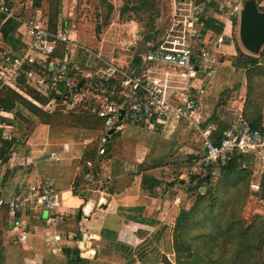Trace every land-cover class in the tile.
Wrapping results in <instances>:
<instances>
[{
  "label": "built area",
  "instance_id": "obj_1",
  "mask_svg": "<svg viewBox=\"0 0 264 264\" xmlns=\"http://www.w3.org/2000/svg\"><path fill=\"white\" fill-rule=\"evenodd\" d=\"M241 9V1L221 2L216 8L218 14L230 19H239ZM201 11L194 0H172L173 24L157 43L137 52L144 66L139 73L73 40L68 25L50 30L39 19L24 20L7 0H0L2 22L15 21L24 27L29 40L22 50H0V140L12 137V113L1 105L3 91H18L23 79L24 84L48 98L39 105L45 113L79 114L98 121L95 156L85 161L79 188L100 190L109 179L97 177L93 170L110 159V134L122 132L125 125L155 129L170 122L186 124L201 139V154L193 160L192 169L209 168L212 177L221 174L234 154L264 156V132L241 115L223 129L216 142L212 137L216 124L203 121L207 78L214 72L217 57L213 49L203 45L197 48L202 28L196 24L201 22ZM221 42L222 37H218L216 44ZM85 52L91 53L86 60ZM198 75L203 85L192 84ZM248 191L250 200L258 202L259 182L250 181ZM59 206L60 194L52 185L26 183L9 198L0 196V210L11 218L20 240L26 232L19 213L37 207L50 213L46 222L53 224Z\"/></svg>",
  "mask_w": 264,
  "mask_h": 264
},
{
  "label": "crops",
  "instance_id": "obj_2",
  "mask_svg": "<svg viewBox=\"0 0 264 264\" xmlns=\"http://www.w3.org/2000/svg\"><path fill=\"white\" fill-rule=\"evenodd\" d=\"M7 1L13 11L22 18H24V13L32 15L34 11V13L39 14L42 9L39 6L42 0H30V6L27 2L25 8L18 6L17 1L19 0ZM109 2L107 5L111 4L113 6ZM77 3L78 0H63L61 2L62 10H58V13L60 11L59 15L62 14L63 18H60L61 21L58 26L56 24L53 28H48L47 21L41 16L38 19L50 30L68 25L70 37L79 42L77 34L72 33L71 30V28H75L74 25L76 28L83 25L82 22H79L81 12L77 8ZM257 5L264 11V8H262L264 3ZM117 15L120 17V10H118ZM212 17L220 23L221 30L217 33L210 28H202L201 39L197 48L203 45L217 53L220 52L223 58L216 61V68L215 66L214 68L220 70L217 65L221 64L225 72H222L223 74L220 72L217 75L214 70L207 78L203 111L205 106L210 107V104L217 100L220 91L227 87V83L230 82L231 78L236 77L235 68L231 65V61L236 55V46H238L239 39L236 36L233 19L216 12ZM3 23L0 19V26ZM127 25L134 28L135 25L139 24L131 20ZM23 28L18 25L16 32L6 38H3L0 33V43L4 47L0 50H22L29 41L24 36ZM107 28H110V26ZM218 37H222V42L217 45L216 39ZM92 63L94 62L92 61ZM243 76L241 89H244L245 92L246 76L244 72ZM214 77L216 78L213 79ZM26 86L30 87L28 84ZM14 92L40 110L42 109L39 105H43L48 100L39 92L45 98V101L39 102L33 99L20 87V84L19 90ZM14 106H16L15 103L11 109L4 108L12 113V119L10 120L12 137L7 140L16 141H13L6 163L2 161L3 158L0 156V196L9 198L22 184L26 183H35L41 187L52 185L59 191L60 206L55 214L57 215V221L53 224L46 222V218L50 213L37 207L19 213L18 218L24 221L26 232V237L22 240L19 239L18 232L12 228L11 218L3 210H0V264H176L173 230L179 210L188 208L181 203L182 197L179 195L180 193H177L178 187L174 182L175 178L170 177L167 180L164 176L155 173L154 169H148L146 166L141 168L142 163L149 162L150 159L159 161L171 158L172 153L177 149L174 142H171L169 138H164L167 147L162 152L151 154L147 150H143L139 155L135 152L131 158H121V164L114 162L116 161L115 157L112 158L110 152V159L101 161L93 170V173L101 179L109 177L107 181H104L100 190L88 189L87 187L79 188L78 184L83 182L82 169L85 161L93 159L95 153L92 155L88 153L89 150L87 154H80L77 159L81 164H77L75 167L71 162L72 157L69 156L67 144H63L64 147L59 150L55 149L56 147L51 150L49 162L41 156V148L36 149V147L31 146L27 153L13 151L19 140L14 137L15 124L12 122L15 118L20 120L17 111H14ZM226 109L230 110V108ZM211 111L212 118L209 119V116H205V113H203V121L208 119L209 122L216 123L214 121L215 117H217V120H222L224 117L223 115L216 116L217 112L222 111L217 109L215 105H212ZM231 122L233 120L228 121L226 127ZM176 123L175 126L171 125V127L168 126L169 123L165 126L159 125L155 129L163 133L177 131V135L181 137L179 142L181 140L184 142L185 138L182 130L188 126L182 122ZM165 129H167L166 132H164ZM214 134L212 136L213 140L216 138ZM176 139L178 140V138ZM27 143L30 144L31 140L26 141ZM91 150L95 151L94 148ZM187 153L190 161L195 158L196 152L189 150ZM14 154H19L21 156L19 157L20 160H26L27 162L14 163ZM249 157L259 159L254 154L243 155L241 167L247 168L246 162ZM189 166L181 167L180 170L183 171L178 176L179 182L184 181L181 180L184 175L189 181L193 179L192 176L196 174L197 169L191 170ZM194 182L193 179L189 186L191 187ZM261 182L260 180L259 184L264 192L263 183ZM263 194L259 193V196H256L260 204L264 203ZM247 197H249V191Z\"/></svg>",
  "mask_w": 264,
  "mask_h": 264
},
{
  "label": "rangeland",
  "instance_id": "obj_3",
  "mask_svg": "<svg viewBox=\"0 0 264 264\" xmlns=\"http://www.w3.org/2000/svg\"><path fill=\"white\" fill-rule=\"evenodd\" d=\"M56 1L57 0H42L40 5L38 4L42 8L41 12L38 14L33 11L32 15H30V13H24V16L22 15L24 17L23 19L31 21V18H33L32 20H35L41 16V18L47 21L49 26L48 20L52 18L53 25L55 26L57 24L58 26L61 21L60 18H63V16L62 14L59 15L60 11L58 15L55 13H57V10H62L61 2L63 0H60L58 5H56ZM108 1L114 6L112 11H109L107 5ZM108 1L78 0L77 8L81 12V19H79V22H82L83 25L82 27L79 25V28H76L74 25L75 28H71L72 33L74 32L77 34L79 43L91 52L96 54L99 53L107 60L113 59L116 63L124 65L129 70H136L139 73H143L144 66L142 61L136 60V57L138 56L137 52L144 51L148 44L151 45L157 43L166 33L167 29L171 28L173 24L172 0H155V5H153L152 8H140L137 11L132 10L129 7L126 13L120 17H118L117 14L123 4L129 3L131 4V7H134L136 6V0ZM194 1L202 10L198 15L200 21L201 18H203L201 22L196 24V28H204V19L211 18L215 12L217 13L216 5L219 2H228L229 0ZM230 1L231 3L241 1L243 5L246 0ZM27 2L30 6V0L17 1L18 6L23 8L27 6ZM255 2L257 4L264 3V0H255ZM131 20L136 21L139 25H135L134 28L128 27L129 25H127V23ZM233 21L236 36L238 38V19H233ZM108 26H110V28H107ZM48 28L51 27L49 26ZM223 45L225 46L226 43ZM0 49H4L1 43ZM222 49L220 50L223 51ZM237 50L248 53L240 45L239 40L238 46H236V55ZM214 54L216 55L217 60L223 58V55L220 52L217 53L214 51ZM89 55H91V53L85 52L83 56L85 60ZM232 61L231 65L233 64ZM218 67H220V70ZM222 67L223 65L219 64L217 65L218 69L215 70V66L214 70L217 75L220 72H225ZM243 72V70L235 68L236 77L234 79L231 78L230 82L227 83V87H224L220 91L217 100L212 102L210 107L205 106L203 111L205 116H209V119L212 118L211 107L212 105H215L217 109L222 111L220 113L217 112L216 116L223 115V118L228 121L235 120L240 115L245 118L242 114L244 107L243 100H245L246 96V91L244 92V89H241V81L244 77ZM215 78L216 77L213 79ZM200 79L201 76L198 75L192 80V84L197 86L203 85L204 82ZM14 103L16 105L14 106V111H17L20 120H16L15 118L12 122L15 124L14 137L19 140V142L15 144L13 151L15 150L17 153H27L31 149V146L36 147V149L41 148V156L45 161L49 162L50 151L55 147V149L59 150L64 147L63 144H67L69 156L70 158L72 157L71 162L74 166H77V164H81L77 159L80 154H87L92 148L95 150L98 134L96 128L98 126L97 120L86 118V116L83 117V115L79 114L62 113L59 111L49 114L40 110L35 105L33 106L37 109H33V111L31 109L32 107H29L27 103L19 99L14 101ZM226 108H230V110H227ZM262 117V121L264 122V102L262 105ZM176 124V122H170L168 126L171 127V125L175 126ZM166 131L167 129L164 130V132ZM182 133L185 141L182 142L181 140L179 142L181 137L177 135V131L163 133L157 129H146L133 125H125L122 132L114 131L110 134L108 146H110L109 151L112 153V158L115 157L116 161L114 162L119 164L121 158H131L135 152L137 155L141 154L143 150H147L148 153L151 154L162 152L167 147L164 138H169L171 142L176 144L175 147H177L176 151L172 153V157L159 161H156V159H150L149 162L142 163L143 165H141V168H145L146 166L148 169H154L155 173L160 174L162 177L164 176L167 180L170 179V177L175 178L174 182L178 187L177 193H180L179 195L182 197L181 203H183V206L186 208H189L195 200L196 193L205 195L207 200H210V198L216 195L218 190L222 192H224L223 190H228V186L223 185L217 188L220 175L216 177L210 176V179L205 181L204 185L193 194L192 191H189V183H192L193 179H190L189 181L184 175L181 178V180L183 179L184 181L182 183L178 181V176H180L179 174L183 171L180 170L181 167H188L190 165L189 168L193 170V160L201 154V139L198 134L188 127L182 130ZM176 138H178V140ZM28 140H31L30 144H26V141ZM181 142L183 143L182 145ZM189 150L196 152L195 158L191 161L188 157L189 154L187 153ZM19 157H21L19 154H14V163L27 162L26 160H20ZM246 164V170L250 172L249 181L254 180L259 182L264 176V156H260L259 159L249 157ZM196 169L195 172L199 173L202 168L198 167ZM204 173L205 171H202V174ZM260 193L263 194L264 192L261 190ZM232 195L235 199V205L238 204L240 201V195H238L237 191H233ZM257 195L259 196V194ZM262 197L264 198V194ZM229 198L230 197H228L227 200H229ZM256 216L264 218V203L260 204L259 201L256 202L255 199L250 200V197H246L239 212V220L244 228L255 225L251 231L248 230L247 233H242L238 229H233L232 232L226 236H222L215 243L198 242V235L202 233L203 229L209 228V219L206 217V225H203V223H197L187 233L184 234L181 232L182 237L185 238V240H193V245L191 246V243L185 242L187 248L183 249L179 255L180 263L186 264L196 262L200 257L205 258L204 255L208 254V257L212 258V260L228 264L233 259V256L238 254L241 258V263L239 262V264H264V226H262L263 220L261 219L254 224ZM216 218L218 219L219 217ZM197 220L198 217L193 223L195 224ZM206 261L207 259L205 258L204 263H206Z\"/></svg>",
  "mask_w": 264,
  "mask_h": 264
},
{
  "label": "trees",
  "instance_id": "obj_4",
  "mask_svg": "<svg viewBox=\"0 0 264 264\" xmlns=\"http://www.w3.org/2000/svg\"><path fill=\"white\" fill-rule=\"evenodd\" d=\"M58 4L59 0L56 1V5ZM153 5H155V0H136V6L134 7H131V4L129 3H124L120 9V16H123L129 7L132 10L137 11L140 8H152ZM108 7L109 11H112L113 6L108 4ZM259 10L262 11L263 9L259 8ZM202 19L203 18H201V21ZM204 20V29L210 28L217 33L220 32V23L217 22L213 17ZM48 22L49 26L53 28L54 25L52 18H50ZM17 27L18 24L15 21L11 19L6 20L0 26L1 36L6 38L7 36L14 34ZM232 63V66L236 69L243 70L246 76V96L242 114L253 128L261 129L264 132V122L262 121V105L264 102V48H262L257 55L244 53L240 50H237V55L234 57ZM20 87L23 88L25 92L33 99L39 102L45 101V98L42 95H40L34 89L26 86L23 82V79L20 81ZM18 99L27 103L29 107H32V110L37 109L35 106H33V104L23 99L16 92L10 89L3 91V100L1 105L3 108L11 109L13 107L14 101ZM214 121L216 122V130L214 132V135L216 136L214 141L216 142L218 139H220L223 129L228 125V120L224 118H222V120H217V117H215ZM13 141L12 139L0 140V156H2V161L4 163L8 161ZM88 153L93 155L95 151L90 150ZM242 157L243 155L241 154H234L230 156L226 165L221 168V174L217 188L224 185L228 186V190H223L224 192L218 190L216 195L210 198V200H207L205 195L196 193L195 200L192 205L188 209L181 208L179 210L173 230V246L177 264H181L179 255L183 249L187 248L185 242L191 243V246L193 245V240H185V238L182 237L181 232L184 234L187 233L197 223H203V225H206L207 219H209V228L203 229L202 233L198 235L197 238L198 242L202 241L203 243H215L222 236H226L232 232L233 229H238L242 233H247L248 230L251 231L254 228L255 225L244 228L241 221L239 220V212L248 195V183L250 177V172L246 170L245 167H241ZM137 167H139V165H137ZM202 169L199 173H196L194 176H192L195 182L189 188V191H192L193 193H195L205 181L210 179V169ZM202 171H205V173L202 174ZM261 181L264 186V176L261 178ZM233 191H237L238 195H240V201L236 205L235 199L232 195ZM228 197H230L229 200H227ZM197 217L198 220L194 224L193 222L197 219ZM206 217L208 218L206 219ZM216 217L219 218L217 219ZM260 219L263 220L262 226H264V218H260L259 216L255 217L254 224H256V222ZM204 257L207 259L206 263H204L205 258L200 257L198 261L186 264H224V262L220 263L216 260H212V258L208 257V254H205ZM239 262L241 263V258L237 254L233 256V259L228 264H239Z\"/></svg>",
  "mask_w": 264,
  "mask_h": 264
},
{
  "label": "water",
  "instance_id": "obj_5",
  "mask_svg": "<svg viewBox=\"0 0 264 264\" xmlns=\"http://www.w3.org/2000/svg\"><path fill=\"white\" fill-rule=\"evenodd\" d=\"M238 38L241 46L250 54L257 55L264 48V11L259 10L255 0H246L242 5Z\"/></svg>",
  "mask_w": 264,
  "mask_h": 264
}]
</instances>
